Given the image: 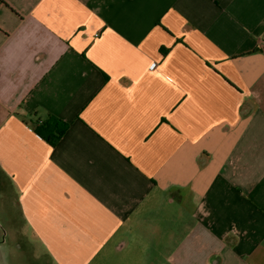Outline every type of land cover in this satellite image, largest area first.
<instances>
[{
  "label": "crops",
  "instance_id": "crops-1",
  "mask_svg": "<svg viewBox=\"0 0 264 264\" xmlns=\"http://www.w3.org/2000/svg\"><path fill=\"white\" fill-rule=\"evenodd\" d=\"M263 39L264 0H0L5 215L53 264H264Z\"/></svg>",
  "mask_w": 264,
  "mask_h": 264
},
{
  "label": "rangeland",
  "instance_id": "rangeland-1",
  "mask_svg": "<svg viewBox=\"0 0 264 264\" xmlns=\"http://www.w3.org/2000/svg\"><path fill=\"white\" fill-rule=\"evenodd\" d=\"M12 205L10 201L6 216L0 200V264H53L54 258L24 226L18 209ZM145 250L144 242L137 241L121 252L97 256L89 264H160L162 258H151Z\"/></svg>",
  "mask_w": 264,
  "mask_h": 264
},
{
  "label": "trees",
  "instance_id": "trees-1",
  "mask_svg": "<svg viewBox=\"0 0 264 264\" xmlns=\"http://www.w3.org/2000/svg\"><path fill=\"white\" fill-rule=\"evenodd\" d=\"M39 126V129H36L37 134L45 138L51 145H56L69 128L66 122L53 116L40 122Z\"/></svg>",
  "mask_w": 264,
  "mask_h": 264
},
{
  "label": "built area",
  "instance_id": "built-area-1",
  "mask_svg": "<svg viewBox=\"0 0 264 264\" xmlns=\"http://www.w3.org/2000/svg\"><path fill=\"white\" fill-rule=\"evenodd\" d=\"M259 48L264 51V39L259 42Z\"/></svg>",
  "mask_w": 264,
  "mask_h": 264
}]
</instances>
